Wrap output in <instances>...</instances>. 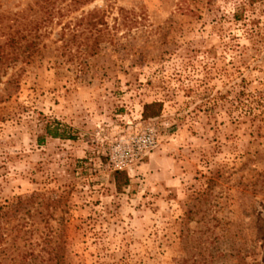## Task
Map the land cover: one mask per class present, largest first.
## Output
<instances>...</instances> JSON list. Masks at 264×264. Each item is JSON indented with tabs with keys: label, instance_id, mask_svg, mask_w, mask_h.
I'll return each instance as SVG.
<instances>
[{
	"label": "rangeland",
	"instance_id": "1",
	"mask_svg": "<svg viewBox=\"0 0 264 264\" xmlns=\"http://www.w3.org/2000/svg\"><path fill=\"white\" fill-rule=\"evenodd\" d=\"M239 89L264 90V0H0V264L50 245L63 264H264V121L237 122Z\"/></svg>",
	"mask_w": 264,
	"mask_h": 264
},
{
	"label": "trees",
	"instance_id": "2",
	"mask_svg": "<svg viewBox=\"0 0 264 264\" xmlns=\"http://www.w3.org/2000/svg\"><path fill=\"white\" fill-rule=\"evenodd\" d=\"M257 1H263V0H257ZM95 16V13H90L87 17L93 18ZM235 17V16H234ZM99 23L93 22L89 20L88 25L91 27L90 30H92V33H95L94 35V41L98 42L101 34L103 33V30L98 28L97 26L101 24L102 21H98ZM67 32L72 33L73 31L68 30ZM63 34V33H62ZM81 46H85L89 50L93 49V45H87L84 43ZM257 95L250 96V94L245 93L242 89H239L237 93H235L233 102L235 103L236 109H241L242 113H240L237 116V122L238 123H244L243 120H247L249 123H254L255 121L262 122L264 121V90L258 91ZM252 99L251 101L249 99ZM255 104V106H253ZM163 103L161 102H151L148 104H145L142 109L141 116L143 119H152L156 118L160 115L162 111ZM257 107V108H254ZM255 109L257 110L255 112ZM264 125V124H263ZM51 137L54 138H60L62 135L59 133L58 129H55L54 131H51L49 133ZM112 178L114 181L115 188L117 191H120L122 187L127 186L129 183V177L124 171H114L112 173ZM62 250V247H59L58 245L49 246L48 250V256H49V264H63L62 262V255L60 254Z\"/></svg>",
	"mask_w": 264,
	"mask_h": 264
},
{
	"label": "built area",
	"instance_id": "3",
	"mask_svg": "<svg viewBox=\"0 0 264 264\" xmlns=\"http://www.w3.org/2000/svg\"><path fill=\"white\" fill-rule=\"evenodd\" d=\"M155 131L147 128L140 133L121 139L110 150V162L122 170L155 145Z\"/></svg>",
	"mask_w": 264,
	"mask_h": 264
}]
</instances>
